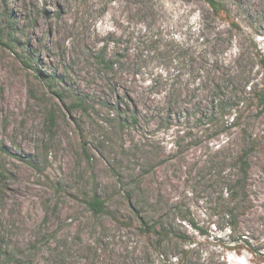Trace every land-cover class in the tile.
<instances>
[{
  "label": "rangeland",
  "instance_id": "obj_1",
  "mask_svg": "<svg viewBox=\"0 0 264 264\" xmlns=\"http://www.w3.org/2000/svg\"><path fill=\"white\" fill-rule=\"evenodd\" d=\"M218 1L0 0V264H264V0Z\"/></svg>",
  "mask_w": 264,
  "mask_h": 264
},
{
  "label": "trees",
  "instance_id": "obj_2",
  "mask_svg": "<svg viewBox=\"0 0 264 264\" xmlns=\"http://www.w3.org/2000/svg\"><path fill=\"white\" fill-rule=\"evenodd\" d=\"M213 11L216 13H219L222 9V4L218 0H204ZM14 30V29H13ZM0 43H3L0 39ZM52 78H55V76H51ZM56 93V95L61 99V101L65 102V95L59 92L56 88V85L53 84V82L50 84ZM256 98L258 99L259 105H264V83L262 84V87L259 88V91L256 92ZM87 100H84L83 98L74 100L73 102H70L67 105L68 111L72 112L75 109H83L86 110V104ZM47 123H48V131L50 133V137L53 139L56 135V129L58 126V117L56 114H54L52 111L48 112L47 116ZM0 150H3L0 146ZM251 149L243 147L241 152L237 155L236 159V165L235 168L237 169L235 177L230 181V185L228 188V196H229V202L232 205L230 210V219L232 223L237 227L239 224V218L240 214L247 211V209H244V205H248V188H249V171L251 169ZM4 174L0 169V183H2V180L4 178ZM2 187V184H0ZM90 210L94 213V215H100L104 214L106 212L105 208V201L102 200L99 196L95 195L93 196L88 202H87ZM241 208L243 210L239 211ZM115 220L123 224L124 222L118 218H115ZM193 227L198 229L197 224L195 222H192ZM141 230L147 235V236H155L156 238L161 240H166L168 237H172V232L167 227L161 225V224H153L150 225L146 221L141 222ZM176 237L180 240L186 241L187 236L184 234H174ZM161 244V242H160Z\"/></svg>",
  "mask_w": 264,
  "mask_h": 264
}]
</instances>
